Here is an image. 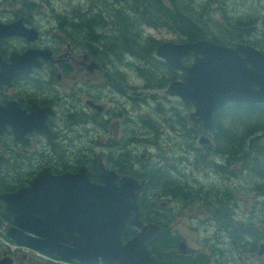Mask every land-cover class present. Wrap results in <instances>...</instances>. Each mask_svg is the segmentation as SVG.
I'll list each match as a JSON object with an SVG mask.
<instances>
[{"label": "flooded vegetation", "instance_id": "obj_1", "mask_svg": "<svg viewBox=\"0 0 264 264\" xmlns=\"http://www.w3.org/2000/svg\"><path fill=\"white\" fill-rule=\"evenodd\" d=\"M106 11L109 13L107 8ZM90 12L87 11L90 15H75L73 37L69 38L65 33L68 39L60 40L45 33L42 7L34 6L28 0H21L19 5L13 0H0V193L9 194L29 187L38 174L51 177L82 171L90 181L100 184L105 183L104 178L111 172L119 177L131 176L136 180L133 190L139 195L143 224L160 226L146 241L158 264H264V171L258 174L263 181L249 189L254 196L247 197L249 204L244 205L243 210L236 209L238 199L230 184L207 182L210 187H204L207 190L204 204H210L205 210L209 212L206 225H212L209 221L216 223L213 235L227 234L226 239L223 236L214 245H206V249H196L181 238L175 243L176 249H158L160 240L163 243L169 241L170 231L166 227L163 229L164 224L152 213H146L145 205L155 201L156 192L150 190L159 188L161 180L155 177L156 186L153 184L148 188L151 172L144 161L147 150L141 151L139 158L134 153L135 148L141 150L145 143L154 146L159 138L154 124L147 119L143 122L142 108L147 98L157 102L158 110L162 93L164 101L174 97L185 108L175 119L180 125L179 130L173 127L185 144H182V154L169 166L171 171L176 172L177 163L183 165L189 158L190 148H194L201 153L205 168H210L204 172H220L222 179L233 186L234 183L239 185V181L234 182L230 177L249 162L245 155L247 149L249 154L264 156V147L260 151L254 148L256 133L263 132L257 130L261 126L257 124V116L264 117V113H250L244 104L264 107V102L228 101L211 111L212 128L204 127L196 119L197 115L193 120L189 117L194 110L192 103L168 92L170 82L182 80L184 74L156 55V47L162 41L154 40L148 55L137 52L141 58L126 56L124 52H129L123 48V41L115 39L117 27L113 31L111 24L108 34H102L108 23L97 22L96 14L103 20L101 12ZM148 35L149 38L151 35ZM123 40L126 42L125 38ZM217 43L233 46L240 42ZM182 61L191 64L192 56H185ZM152 66L161 74L155 82H148ZM166 69L169 75L164 73ZM144 75L148 81L144 80ZM162 75L165 85H160ZM144 88L152 91L145 93ZM156 89L160 92L156 93ZM242 107L245 109L241 110ZM242 117H246V123H242L241 130L236 121L240 124ZM244 127H248L247 132ZM144 128L150 133L149 137H145ZM242 141H245L244 145L240 143ZM194 142L198 147H192ZM241 145L244 146L242 150ZM251 162L255 166L261 165L262 161L251 159ZM224 174L230 176L225 178ZM180 178L178 174L176 180ZM116 182L117 186H123L118 180ZM141 182L142 187L138 190ZM45 184L50 187L53 182ZM39 195L41 193L33 199V193L29 192L26 212L32 199L44 202V196ZM172 196L186 197L183 193ZM219 196L225 197L223 202ZM16 209L15 205L6 209L0 202V239H7L6 243L0 242V264H82L76 258L67 262L61 256H50L8 237L7 230L16 226L9 213L17 212ZM32 212L30 207L27 215L31 216ZM147 212L150 211L147 209ZM139 230L136 225L124 228L122 242L132 240ZM241 239L250 246L243 248ZM181 243L185 249H179ZM95 264L106 263L98 255Z\"/></svg>", "mask_w": 264, "mask_h": 264}, {"label": "water", "instance_id": "obj_2", "mask_svg": "<svg viewBox=\"0 0 264 264\" xmlns=\"http://www.w3.org/2000/svg\"><path fill=\"white\" fill-rule=\"evenodd\" d=\"M155 53L183 72L182 80L170 82L168 92L192 103L189 117L193 120L197 115L206 128H212L211 111L228 101L264 102V51L255 46L243 42L227 46L204 37L165 40ZM185 56H192L191 64L182 61ZM104 180V184L92 182L82 171L51 177L38 174L29 187L0 193L6 209L17 206V212L9 213L16 226L7 230V236L50 256L76 258L84 264H95L98 255L106 264H158L146 241L160 226L143 224L139 195L133 190L136 180L114 172ZM116 180L123 186H117ZM47 182L53 185L48 187ZM30 191L33 199L41 193L44 202L32 199L26 212ZM131 225L140 230L123 243L121 231ZM179 249H185L183 243Z\"/></svg>", "mask_w": 264, "mask_h": 264}, {"label": "rangeland", "instance_id": "obj_3", "mask_svg": "<svg viewBox=\"0 0 264 264\" xmlns=\"http://www.w3.org/2000/svg\"><path fill=\"white\" fill-rule=\"evenodd\" d=\"M9 1V0H8ZM16 5L20 4L21 0H13ZM30 3H33L34 6L42 7L44 10V31L47 35L54 36L56 38L61 39H68L67 37H73V31L69 30V27L66 25L68 22H70L71 19L74 18L75 15H90L87 13V11H91L90 13L95 12H101L102 19L100 20L97 18V22L104 21L107 22L106 26L104 27V32L102 34H108V31L111 26V20L114 18V15L118 10V6H122V3H114L113 0H28ZM234 2H241L243 0H229ZM245 3L252 2L255 6V12L260 14V18L255 22L254 27L255 30L251 32L252 37L251 40H255L258 43L262 45H257V47L264 49V0H244ZM236 4V3H235ZM233 6V5H231ZM229 6V7H231ZM236 6V5H235ZM106 8L109 10L106 11ZM242 5H237L235 8L236 10L241 11ZM130 11V9L127 10V12ZM118 13V12H117ZM230 13L236 14L234 10H230ZM262 16V17H261ZM139 25V23L137 24ZM64 32V33H61ZM61 33V35H60ZM67 33V37L64 35ZM141 36L139 37V40H137V46H132L135 49H139L142 47V49L147 48L146 51L150 50L148 39L146 38L150 34L152 40H171L174 39L175 41H181L183 40L177 33L172 32L169 29H166L164 27H151L145 23H142L139 25V30L136 32V34ZM204 38V37H201ZM208 38V37H206ZM116 39V38H115ZM198 39V38H197ZM210 39V38H209ZM144 40V41H143ZM63 42L65 40H62ZM116 41V40H115ZM155 42V41H154ZM249 43H253L249 41ZM254 44V43H253ZM256 45V44H255ZM124 48V47H123ZM129 52V51H128ZM152 51H150L151 53ZM126 56H132L136 58H141V54L132 55L131 52L127 53L124 52ZM149 53V54H150ZM148 55V54H146ZM132 57H128V59H133ZM145 57V56H143ZM151 61V60H150ZM152 62V61H151ZM151 72L149 81L147 80V77L144 75V80H147L148 82H155L158 80L159 75L161 74V71L156 70L155 67L152 66V68L149 69ZM164 73L169 75L168 70H163ZM131 74V73H129ZM131 77V75H130ZM134 80L138 81V79L134 78ZM160 85H163V75L160 76ZM138 85V83H135ZM165 85V84H164ZM145 89V93H150L152 91ZM154 91H157L156 93L160 92V90L156 89ZM163 94L160 93L159 101L157 104L158 110H156V103L153 99H145L144 105H143V122L150 121L154 124V127H156L158 135L156 137L158 140L154 142V146H151V144H143V147L141 150L138 148L134 149L135 157L139 158L140 152L144 149L147 150L146 157L147 160L145 161V164H147V169L152 170L155 167L163 166V165H171L174 163V161L182 154V144H185V141L182 140V138L179 137L178 132H174V128L176 127L177 130L180 127L178 125L179 123L175 121L177 119V114L183 113L184 107L182 108V103L180 100L170 97L166 101H164V98H162ZM187 110V109H186ZM185 110V112H187ZM63 115V114H62ZM163 117H166V120L163 121ZM245 119H242L240 121V124L238 120L236 121L237 127L239 129H243V121ZM177 122V123H176ZM258 122L257 124H259ZM140 126V125H139ZM138 126V127H139ZM144 126V125H143ZM141 127V126H140ZM245 128V127H244ZM238 129V128H237ZM247 128H245V132H247ZM145 137H149L148 134H150L146 128L143 130ZM174 133L176 136H174ZM248 134V133H247ZM257 137L255 138L256 143L255 150L258 151L261 150V148L264 147V133L263 132H257ZM137 141V140H134ZM141 145V144H140ZM198 147V143L194 142L192 144V147ZM133 152V150H132ZM189 158L186 159L185 163L182 165L180 163L178 164V168L176 172L169 170L168 173L170 175L171 180L178 184L180 187H184L183 192L187 193L185 194L186 197L179 196L175 197L172 195H168L164 193L163 188H155L151 189L150 191L154 194V202H148L146 207L150 213H156L154 218L159 222L164 223V227L168 228V232L170 231V242H175L181 238H184L188 245H191L192 247L196 249H206V245H214L217 243L218 238H222L224 236V239H226L227 234H223V236H219L218 234L213 235V231L216 228V223L213 224L212 221H209V224L212 225H206V220L208 219L207 214L209 215V212L205 211L207 209L206 205L210 204H204V195L207 190L204 187L208 188L210 187L209 183L207 182H214V185H224V184H230V187H232L235 191V197L237 200L236 209H242L245 208L244 205H248L247 203V197H253L254 194L252 193V190H249L252 185L255 183H260L261 178L258 174L264 171V160L263 155H254L250 153L247 155V159L249 162L246 163L245 167L243 168V165L241 167V170L235 171L233 174V177L231 176L232 180L234 182H240L239 185L233 186L231 182L228 180L222 179V173H217L213 171V173L204 172L207 169H210L209 167L205 168V163L203 162V159L201 157V153L197 151L194 148H190V151L188 152ZM165 159V160H163ZM251 159H258L262 161L261 165H253L251 162ZM242 161V160H241ZM244 164V162H243ZM171 168V167H170ZM182 171V173H180ZM254 173V174H253ZM180 175V179L176 180L177 175ZM230 176L229 174H224V177ZM258 176V177H257ZM260 178V179H259ZM218 187V186H216ZM221 188V187H220ZM221 190H223L221 188ZM225 191V190H224ZM251 195V196H249ZM190 197V198H188ZM150 198L152 196L150 195ZM188 198V199H186ZM214 198V196H213ZM222 198L220 201H224L225 197H218ZM163 202V203H161ZM208 202V199L206 200ZM227 202V201H226ZM224 204H227V203ZM221 205V203H220ZM146 209V213H147ZM243 210V209H242ZM148 215V214H147ZM209 226V227H208ZM167 235V234H166ZM245 240L247 238H244ZM241 239L243 248H248L250 244H245V240ZM173 240V241H172ZM6 238H1V243H6ZM173 243V245L175 244ZM170 246V247H173ZM14 246V245H13ZM176 247V246H175ZM177 248V247H176ZM174 248V249H176Z\"/></svg>", "mask_w": 264, "mask_h": 264}, {"label": "trees", "instance_id": "obj_4", "mask_svg": "<svg viewBox=\"0 0 264 264\" xmlns=\"http://www.w3.org/2000/svg\"><path fill=\"white\" fill-rule=\"evenodd\" d=\"M113 2L122 3V6H118V10H115L118 13L116 12L114 18L111 20L112 29L115 31L117 27L116 31L118 33L116 39L120 42L123 41V47L133 54L137 52L147 54L149 52V50L146 51L147 48L142 49L140 47L139 49H135L132 47L137 46L136 42L141 37L136 32L142 23L151 27L169 29L177 33L182 39L194 40L208 37L213 39V41L221 43L232 44L251 41L254 45H262L255 40H251V32L255 30L254 24L260 18V14L255 12V6L252 2H249V4L245 3L244 0L238 3L234 1L230 2L229 0H113ZM31 4L34 5L33 3ZM237 5H242L243 7L240 9V12L235 9ZM128 9L130 11L127 12ZM230 10H234L236 14L230 13ZM96 18L99 19V14H96ZM138 23L139 25H137ZM66 25L70 31L73 30L74 19H71ZM123 38H125L126 42ZM146 38L149 43L148 48L151 51L155 42L150 37ZM244 105L248 108L246 111L250 113H264V107ZM242 109L245 108L242 107ZM245 118L242 117V119ZM257 118L261 125L257 127V130L261 129L264 133V129L262 128L264 126V117L257 116ZM249 119L250 117L247 116L248 121ZM240 143L243 144L245 141ZM243 145H241V150L244 147ZM245 155H249V148ZM169 170H171L169 165L158 166L149 170L151 174L148 176V180H150L148 181V188L153 186V184L156 186L157 182L154 181V178L160 177L161 183L159 182V188H163L164 193L168 195H173V193L180 195L182 193L184 195L187 194L181 190L184 187L177 186L171 180L168 173ZM145 206L148 207L147 205ZM155 214L153 213V215ZM159 234H161V231ZM169 241L163 243V240H160L157 248L174 249L176 245H173V243L175 242L169 243ZM172 245L173 247H170Z\"/></svg>", "mask_w": 264, "mask_h": 264}, {"label": "bare ground", "instance_id": "obj_5", "mask_svg": "<svg viewBox=\"0 0 264 264\" xmlns=\"http://www.w3.org/2000/svg\"><path fill=\"white\" fill-rule=\"evenodd\" d=\"M74 260V259H73ZM72 261V260H71ZM79 261V260H78ZM67 262H70V261H67ZM80 262V261H79ZM82 263V262H81ZM82 264H84V263H82Z\"/></svg>", "mask_w": 264, "mask_h": 264}]
</instances>
